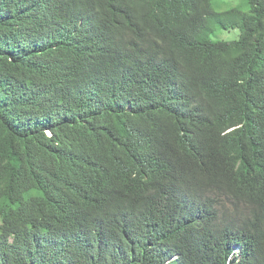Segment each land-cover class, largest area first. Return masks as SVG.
Masks as SVG:
<instances>
[{
    "label": "trees",
    "instance_id": "trees-1",
    "mask_svg": "<svg viewBox=\"0 0 264 264\" xmlns=\"http://www.w3.org/2000/svg\"><path fill=\"white\" fill-rule=\"evenodd\" d=\"M248 2L0 0V264H264V0ZM146 34L168 40L153 73L125 59ZM247 184L214 223L203 205Z\"/></svg>",
    "mask_w": 264,
    "mask_h": 264
},
{
    "label": "clouds",
    "instance_id": "clouds-1",
    "mask_svg": "<svg viewBox=\"0 0 264 264\" xmlns=\"http://www.w3.org/2000/svg\"><path fill=\"white\" fill-rule=\"evenodd\" d=\"M232 9V8H231ZM168 40L165 37H158V36H153L146 34L144 35L143 39L139 40L137 44L132 45L128 44L125 40V47H126V54H125V59H127L131 55H140V56H148L150 57V69L153 72H155L163 58L160 57L161 59L158 60L157 58L164 52L166 49V43ZM159 106L162 110L160 119L155 125H159L161 122H164V104L159 103ZM186 155L191 156V157H201V154L199 150L194 147L190 146L188 148V152ZM262 163L261 168H253V177L249 179L250 183H264V157L260 161ZM253 162L248 163L246 165H251ZM245 165V166H246ZM249 189L242 193L241 196H239L236 193V190L234 188V185H230L229 187H225L224 190L222 191V194L220 196V200L216 203H211V201L208 200L203 207L206 209L208 213L211 214V217L214 220V223H220L222 218L224 216H228L233 214V210L239 209L240 211H243L246 206L247 199L252 191V185L247 184ZM194 201L192 198H187L185 200V204L183 205L184 207L189 205L190 202ZM200 202V200H198ZM261 209L264 212V201L260 204ZM106 215L104 216V218ZM178 257H174V259H177Z\"/></svg>",
    "mask_w": 264,
    "mask_h": 264
},
{
    "label": "rangeland",
    "instance_id": "rangeland-1",
    "mask_svg": "<svg viewBox=\"0 0 264 264\" xmlns=\"http://www.w3.org/2000/svg\"><path fill=\"white\" fill-rule=\"evenodd\" d=\"M213 7L216 11H226L231 8H239L245 12L251 10V5L248 0H213ZM240 31H225L218 28L217 32L210 36L211 39L216 41H234L239 39Z\"/></svg>",
    "mask_w": 264,
    "mask_h": 264
}]
</instances>
